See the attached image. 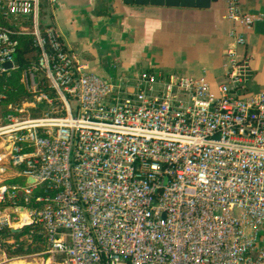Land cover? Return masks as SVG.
<instances>
[{
	"label": "built area",
	"instance_id": "built-area-1",
	"mask_svg": "<svg viewBox=\"0 0 264 264\" xmlns=\"http://www.w3.org/2000/svg\"><path fill=\"white\" fill-rule=\"evenodd\" d=\"M225 4L245 29L259 18ZM0 12L29 22L38 50L22 73L33 101L0 122L2 254L32 232L4 229L37 225L61 264H264V90L244 91L241 34L229 32L215 90L146 70L108 81L42 24L40 0ZM18 27L0 26V75L17 68Z\"/></svg>",
	"mask_w": 264,
	"mask_h": 264
},
{
	"label": "crops",
	"instance_id": "crops-1",
	"mask_svg": "<svg viewBox=\"0 0 264 264\" xmlns=\"http://www.w3.org/2000/svg\"><path fill=\"white\" fill-rule=\"evenodd\" d=\"M259 16L250 29L228 19L225 0L207 7L125 4L122 0H42L41 22L53 25L84 71L115 81L141 70L203 76L212 90L226 78L233 29L245 65L244 91L264 90V0H239Z\"/></svg>",
	"mask_w": 264,
	"mask_h": 264
},
{
	"label": "rangeland",
	"instance_id": "rangeland-1",
	"mask_svg": "<svg viewBox=\"0 0 264 264\" xmlns=\"http://www.w3.org/2000/svg\"><path fill=\"white\" fill-rule=\"evenodd\" d=\"M40 1L42 6V0ZM11 23H15L17 26L25 28L26 32L30 31V25L27 21L11 20ZM36 55L37 54L35 52L27 55L31 64L35 61ZM25 68H23L19 73V83L21 84L22 89L20 91H15L12 98H10V101L7 103H0V122L9 105L33 101L34 93L28 91V87H26L22 76L23 70ZM31 108L28 109V113L30 115ZM42 112L43 107H41L40 110L36 112L35 116L41 115ZM9 251L11 252L8 253L5 251V254L0 252V264H61V257L59 255L47 252V249L43 247L41 243L39 244V241H33L30 240V238L21 237V240L18 241L17 245L13 249L9 248Z\"/></svg>",
	"mask_w": 264,
	"mask_h": 264
},
{
	"label": "trees",
	"instance_id": "trees-1",
	"mask_svg": "<svg viewBox=\"0 0 264 264\" xmlns=\"http://www.w3.org/2000/svg\"><path fill=\"white\" fill-rule=\"evenodd\" d=\"M0 26L13 28L11 20L3 16L1 12ZM16 37L18 39V48L15 53L14 61L17 65V68L13 70L9 75H0V103H7L8 101H10V98H12L15 91H20L22 89V86L19 83V73L23 68L31 64L27 55L31 54L32 52H35L37 54L38 52L37 48L33 45V35L31 31L24 34H18ZM41 107H43V104H37L36 107L31 108V115L35 116L36 112L39 111ZM38 229L39 228L37 225L24 226L19 230L14 231L10 229H4L2 231V237L7 238L9 236H14L15 238H17L18 236L24 235L31 230L32 232L30 240L39 241V244L41 243V245L45 247L41 235L37 233ZM5 251H7L8 253L11 252L9 251L8 247L5 248Z\"/></svg>",
	"mask_w": 264,
	"mask_h": 264
},
{
	"label": "water",
	"instance_id": "water-1",
	"mask_svg": "<svg viewBox=\"0 0 264 264\" xmlns=\"http://www.w3.org/2000/svg\"><path fill=\"white\" fill-rule=\"evenodd\" d=\"M215 0H122L125 4L153 5V6H181V7H207ZM5 67H10L11 62H6ZM32 182V180H29Z\"/></svg>",
	"mask_w": 264,
	"mask_h": 264
},
{
	"label": "bare ground",
	"instance_id": "bare-ground-1",
	"mask_svg": "<svg viewBox=\"0 0 264 264\" xmlns=\"http://www.w3.org/2000/svg\"><path fill=\"white\" fill-rule=\"evenodd\" d=\"M23 262V261H22Z\"/></svg>",
	"mask_w": 264,
	"mask_h": 264
}]
</instances>
